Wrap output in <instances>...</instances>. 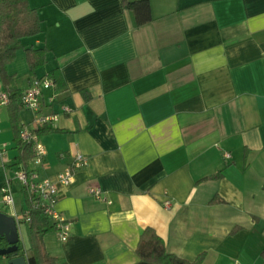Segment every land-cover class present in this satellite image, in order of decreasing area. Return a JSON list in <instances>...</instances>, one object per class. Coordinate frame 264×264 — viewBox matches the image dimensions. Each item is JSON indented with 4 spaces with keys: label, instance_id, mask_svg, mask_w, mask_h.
<instances>
[{
    "label": "crops",
    "instance_id": "0c3cea01",
    "mask_svg": "<svg viewBox=\"0 0 264 264\" xmlns=\"http://www.w3.org/2000/svg\"><path fill=\"white\" fill-rule=\"evenodd\" d=\"M121 1L28 0L41 31L7 65L22 89L34 75L56 77L41 109L56 118L30 168L54 180L74 151L87 157L58 184L71 230L66 240L46 232L47 251L58 264H162L135 251L151 226L168 251L203 253L201 264H264V0H149L142 24ZM29 46L48 48L33 75ZM33 114L22 108L20 122ZM17 153L0 99V210L9 181L11 214L27 206Z\"/></svg>",
    "mask_w": 264,
    "mask_h": 264
},
{
    "label": "trees",
    "instance_id": "16d2710c",
    "mask_svg": "<svg viewBox=\"0 0 264 264\" xmlns=\"http://www.w3.org/2000/svg\"><path fill=\"white\" fill-rule=\"evenodd\" d=\"M122 6L134 12L136 23L142 24L150 19L149 0H122ZM41 21L38 11L30 6L28 0H0V81L3 91L8 95V119L14 130L17 159L28 171H32L29 162L33 156L32 143L24 142L19 137L20 111L22 109L21 95L23 89L15 85V75L7 69L22 45V38L32 36L41 31ZM25 58L29 67V74L36 73V69L46 61L48 48L25 47ZM48 74V73H47ZM49 75V74H48ZM52 75V76H51ZM56 80L54 73L50 74ZM88 97V94H85ZM52 129L48 124L37 126V134ZM25 202L29 206L30 219L28 224L29 247L27 251L28 264H58L56 255L47 251L43 235L54 229L53 224L43 214L41 208L28 204L26 193L22 188ZM217 199L212 198L211 201ZM23 250V243L18 242ZM7 245L6 240L0 237V247ZM137 256L144 261H157L162 264H201L204 254L200 253L193 259H187L167 250L163 238L151 226H146L139 235L135 248ZM264 257V246L261 250Z\"/></svg>",
    "mask_w": 264,
    "mask_h": 264
},
{
    "label": "built area",
    "instance_id": "2783aa9c",
    "mask_svg": "<svg viewBox=\"0 0 264 264\" xmlns=\"http://www.w3.org/2000/svg\"><path fill=\"white\" fill-rule=\"evenodd\" d=\"M54 85L55 82L53 78L47 73L34 75L30 79L28 86L23 89L21 95L22 108L31 110L34 114L31 123L20 122L19 137L24 142L32 143L33 156L31 161L35 164H40L42 162L43 155L45 153L42 144L38 140V134L35 129L37 126L48 124L49 121L56 118L55 112H43L41 110L45 103V90L53 88ZM0 99L4 104H7L9 101L8 95L4 91L0 93ZM53 99V94L47 96L48 101H52ZM62 109L65 111L70 110V108L65 104L62 105ZM226 155L228 154L226 153ZM86 163V155L76 150L72 153L70 165L57 173L56 179L54 180L49 177L39 178L35 171H28L22 165L14 172V176L18 179L26 193L28 204L33 207L41 208L43 214L53 224L54 231L60 240H66L69 236L71 221L56 207V202L59 197L58 184H71L74 181V171ZM88 191L95 197L104 198L102 195V189L99 186H89ZM1 197L4 203L10 206L14 204L13 192L9 181H6L2 185ZM163 205L169 207V198L164 199ZM12 215H14L18 222L29 221V206L27 205L20 212L13 210Z\"/></svg>",
    "mask_w": 264,
    "mask_h": 264
},
{
    "label": "water",
    "instance_id": "95a60500",
    "mask_svg": "<svg viewBox=\"0 0 264 264\" xmlns=\"http://www.w3.org/2000/svg\"><path fill=\"white\" fill-rule=\"evenodd\" d=\"M18 225L14 215L0 210V237L7 242L6 246L0 247V257L4 259L0 264H28L26 253L18 244L19 240L22 242Z\"/></svg>",
    "mask_w": 264,
    "mask_h": 264
},
{
    "label": "rangeland",
    "instance_id": "374dc122",
    "mask_svg": "<svg viewBox=\"0 0 264 264\" xmlns=\"http://www.w3.org/2000/svg\"><path fill=\"white\" fill-rule=\"evenodd\" d=\"M19 58H20V56H18V58L16 60L17 62H18ZM1 208L4 211H8L11 208V206H9L8 204L4 203ZM20 232H21L20 233L21 234L20 237H21V240L23 241L24 245H28L27 244L28 243V225H27V223H24L23 221L21 222V224H20ZM0 262L4 263V259H0Z\"/></svg>",
    "mask_w": 264,
    "mask_h": 264
}]
</instances>
